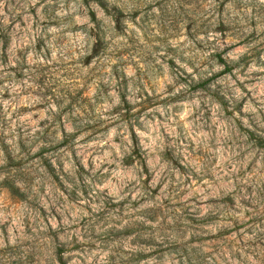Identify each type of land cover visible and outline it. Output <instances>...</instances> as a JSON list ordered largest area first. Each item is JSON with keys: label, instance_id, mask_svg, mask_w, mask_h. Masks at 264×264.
I'll return each instance as SVG.
<instances>
[{"label": "rangeland", "instance_id": "rangeland-1", "mask_svg": "<svg viewBox=\"0 0 264 264\" xmlns=\"http://www.w3.org/2000/svg\"><path fill=\"white\" fill-rule=\"evenodd\" d=\"M0 264H264V0H0Z\"/></svg>", "mask_w": 264, "mask_h": 264}, {"label": "trees", "instance_id": "trees-1", "mask_svg": "<svg viewBox=\"0 0 264 264\" xmlns=\"http://www.w3.org/2000/svg\"><path fill=\"white\" fill-rule=\"evenodd\" d=\"M87 1L95 2L97 4H100L102 2V0H87ZM217 58H218V63L225 65V60L220 55H218ZM226 69L229 70V68L227 66H226Z\"/></svg>", "mask_w": 264, "mask_h": 264}]
</instances>
